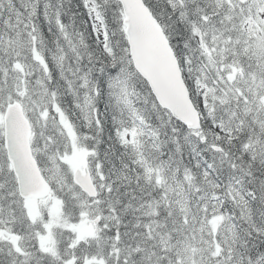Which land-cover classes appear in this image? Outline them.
Segmentation results:
<instances>
[{
	"label": "snow or ice",
	"instance_id": "6c2138e0",
	"mask_svg": "<svg viewBox=\"0 0 264 264\" xmlns=\"http://www.w3.org/2000/svg\"><path fill=\"white\" fill-rule=\"evenodd\" d=\"M0 264H264V0H0Z\"/></svg>",
	"mask_w": 264,
	"mask_h": 264
}]
</instances>
